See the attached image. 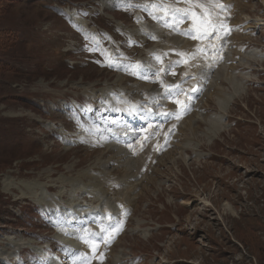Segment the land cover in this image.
<instances>
[{"label": "rangeland", "instance_id": "374dc122", "mask_svg": "<svg viewBox=\"0 0 264 264\" xmlns=\"http://www.w3.org/2000/svg\"><path fill=\"white\" fill-rule=\"evenodd\" d=\"M151 1L130 0L131 5L128 0L0 2V32L9 33V40H0V253L11 252L12 241L26 245L8 263L46 264L38 252L45 241L57 245L54 252L63 250L55 221L61 211L83 204L78 190H86L85 182L91 193L100 173L125 179L139 169V160L121 171L113 160V167L104 169L110 153L90 141L107 127L109 102L137 87L133 81L114 83L131 71L112 68L109 62L114 52L137 44L140 35H131L137 29L136 19L143 18L137 6L151 11ZM244 2V13L264 19V0ZM69 8L87 22L84 27L70 18L71 11L66 13ZM263 24L260 20L241 42L243 53L255 50L260 56L249 57L246 65L245 60L232 57L236 74L250 72L245 88L238 89L230 102L228 98L221 116L218 106L224 102L217 99L232 91L229 81L220 76L219 94L204 101L195 120L179 134L176 147L187 144L186 161L175 147L159 159L144 184L126 183L122 190L134 187L140 193L137 202L132 204L134 192L113 200L116 210H126L128 215L124 232L109 247L102 264H264V76L258 74L264 75ZM68 37L84 48L69 46ZM119 44L124 46L120 49ZM91 85L96 97L84 99V88ZM233 119L242 123L232 126ZM61 125L70 132L60 141L56 130ZM78 131L91 136L76 137ZM66 139L76 143L68 151ZM103 188H96L100 201ZM49 195H58L57 203L51 209L40 205L41 210L38 205ZM248 225L257 227L260 260L252 254ZM81 256L86 262L93 254ZM7 262L0 258V264Z\"/></svg>", "mask_w": 264, "mask_h": 264}, {"label": "bare ground", "instance_id": "6f19581e", "mask_svg": "<svg viewBox=\"0 0 264 264\" xmlns=\"http://www.w3.org/2000/svg\"><path fill=\"white\" fill-rule=\"evenodd\" d=\"M122 0H120L121 2ZM159 1V0H158ZM166 1H169L170 4L166 5V6H163V10H164V15L161 14V13H155V12H151V17L149 20H151L153 23V25H157L158 26V29L156 31H154L151 36L159 41V42H162L165 46V42H167L168 40H171L172 42H183V43H186L187 45H190V44H195V43H198V41L202 40V38L205 37L204 34H201L199 35V38L198 39H191L190 41H188L187 39L185 38H179L178 36H183L185 35V32H186V29H182V30H174V31H170L168 29V26H167V20L170 18V19H179L183 14H185L186 12H189V10L195 6V2L196 0H166ZM171 1H173L174 3H171ZM230 3L233 5V7L235 8L236 11H234V15L235 17L233 18L232 20V28H233V32H237L238 30H241L243 32V35L241 36H238L237 33H233L230 37V40H229V44H230V47H231V42H232V48H233V53H232V56H237L240 55L241 53H238L239 50L243 49V47L240 45L242 39L244 38V36L246 35V33H249L250 30L254 29L253 27H255L256 25H258V23H260V20H264L263 18H261V16H257L255 18H250L249 15V12L246 11V16L247 18H244L243 17V20L245 21H242L240 22V20L238 19V16L241 12L245 11V8L247 5H243V3H245L244 1L245 0H229ZM154 6L156 7L157 9V3L154 1ZM141 12L147 16L146 14V8L145 7H139ZM69 11L67 10V13ZM70 14V17L72 19H75L76 21H78L80 24H85L86 21H84L83 19L79 18V16L74 12V11H71L69 12ZM148 17V16H147ZM220 20H223L225 18V15H221L220 17ZM246 19H249V20H246ZM239 20V21H238ZM249 21H251V23L249 24ZM151 25V24H150ZM185 25V23H184ZM260 25V24H259ZM258 25V26H259ZM264 25V24H263ZM83 26V25H82ZM84 27V26H83ZM182 28V26H181ZM259 28V27H257ZM140 34L142 35H146L145 34V30L143 29H140L138 30ZM255 31V30H254ZM96 33V32H95ZM254 33V32H253ZM252 33V34H253ZM97 35V34H96ZM222 35V33H221ZM221 35H219L221 37ZM251 35V34H250ZM146 41V40H145ZM237 44V45H236ZM239 44V45H238ZM235 46V47H233ZM166 52V47H165V50L163 53ZM246 52V51H245ZM243 53V52H242ZM250 55H254V56H249L248 52H246V54H242V57H240V62H242V60H245L244 61V65L248 64V60H249V57H251V59H255V57L258 58V56H260L259 52L257 51H252L250 53ZM215 59H212L211 60V63L212 65H218L219 63H221L222 61H219V59L217 57H214ZM235 60V58H233ZM237 59V58H236ZM251 59L249 61H251ZM116 60H119V58H116ZM228 61V56H227V59H226V62ZM243 63V62H242ZM227 64V63H226ZM238 64V62H237ZM223 69H218L216 74H214V78L215 80H212L208 86V88L206 89V92L203 94L204 97H207L204 101H206L207 99H209L211 96L213 95H218L219 92H220V88L219 86H216V82L217 80H220L218 77L222 76V79H224V81H229V83L231 84L230 85V89L232 91L231 92H227V97H226V94L224 95L225 98L221 99V98H218V102H224V104H220V106H218L219 110H220V115L222 116L223 114H225L224 110L226 109L227 105H228V98H229V102L230 100H232V97H234L236 95V92L237 90H242L243 88H245V84H246V81H244L245 78H247V73H250V72H244V73H238L236 74V70L234 68V65H233V61H231L230 63H228V68L227 70H229L230 73L226 72L225 75H223ZM236 72H235V71ZM242 72V71H241ZM222 74V75H220ZM228 74L230 76H228ZM211 76V75H210ZM235 77V78H234ZM213 78V79H214ZM147 79V76L144 78V80ZM120 80L122 81V78H119V83H120ZM246 80V79H245ZM232 81V82H231ZM242 81H243V85H242ZM235 84H234V83ZM87 87H85L84 89H86ZM37 89V88H35ZM51 88L49 86H47V89L45 88V91H49ZM214 89V90H213ZM111 90V89H110ZM112 91V90H111ZM213 92V93H212ZM122 93V92H121ZM111 95H108L106 97H109ZM117 97V96H116ZM105 101V100H104ZM107 101V100H106ZM110 103V102H109ZM104 104V102H103ZM157 107L158 108H161L162 105L164 104L163 103V100L161 101H157ZM206 104V102H205ZM205 106V105H203ZM114 107V105H113ZM106 111V110H105ZM144 113V109H143V106H142V103L141 102H138V107L136 109L134 108H131L129 111H126L125 109H122L121 111H119L118 115L122 116V118H125V121L128 122L130 128L132 129H135L136 127H138V125L140 124L141 126H144V123L146 120L142 119V116L141 114ZM196 117V115H195ZM150 119L154 120L153 117H151ZM193 116H190V117H187L184 121H183V126L189 124L191 121H193ZM223 120V119H222ZM211 122V121H210ZM216 123V122H215ZM184 128V127H183ZM63 130L64 129H59V131L61 133H63ZM202 134V133H201ZM112 136H110L111 138ZM143 138V137H142ZM142 138H141V143H142ZM117 140V143H121L123 142V140L121 138H116ZM131 141V140H130ZM70 144V142H67V146ZM111 146V145H110ZM132 147H137L138 144L136 142L132 143L131 145ZM187 147V144L185 142H181L179 145H177V147L175 148V150H177V154H179L182 159L184 161H186V157L185 155L183 154V150H185ZM69 148V146L67 147V149ZM109 151L111 153V159H116L117 161L121 158L122 156V153L119 152V150H116L113 146H111V148H109ZM105 152V151H104ZM185 153V151H184ZM109 154V153H108ZM105 155V154H104ZM111 178H108L107 179V176L105 177H100L99 176H96V179H95V184L94 186H98L99 187H103L105 186V188H103V192L105 193V195H108L111 191H113L112 189L109 188V185H107V182L110 180ZM93 186V187H94ZM30 188V187H29ZM34 190V189H33ZM36 191V190H35ZM135 193V192H134ZM23 194V192H22ZM29 194V193H28ZM91 194H93V198L91 199H86V201L88 202H91L92 204H95V203H98V202H101L99 200V197H98V194H94V190L92 189L91 191ZM29 197V196H28ZM32 197V196H31ZM38 197V196H37ZM34 198V197H33ZM43 200V199H42ZM37 201V200H36ZM41 201V200H40ZM55 201H58L57 198H55L54 196H48L45 200V203H48V204H51L52 202H55ZM43 202V201H41ZM135 203V200L133 199V202L132 204ZM126 215L127 213L126 212H123L121 216H119L117 222L115 224H112V225H103L99 230L96 229V228H92L90 226V229H91V232H90V237H83L81 238V248L84 249L86 246L89 245V243L91 241H95L97 239V236L99 235L100 231L101 230H104L106 229L107 227H112L114 229H122L124 227V222L126 220ZM81 218V215L78 216V218L76 219H79ZM85 220L83 221L84 225H86L89 221L91 223H94L96 222V219L92 218V217H89V216H86L84 217ZM109 232H107L103 237L102 239L104 238V243L103 245H109L111 243V241L116 237V235L118 234V231L115 233V236H110L108 235ZM68 243H71V241L68 240ZM25 244V242H22L20 240H16V241H12L10 243V251L11 253L16 251V250H20L22 248V246ZM87 252V248L80 254L79 256V259L73 263V264H87L89 259L91 258L90 256H92V254L89 253H86ZM10 252H2L0 253V258L2 259V261L4 262H7L9 261L6 256L9 254ZM81 255H87V257H90L88 258V260H86V262H83L82 259H81ZM85 260V259H84Z\"/></svg>", "mask_w": 264, "mask_h": 264}, {"label": "trees", "instance_id": "16d2710c", "mask_svg": "<svg viewBox=\"0 0 264 264\" xmlns=\"http://www.w3.org/2000/svg\"><path fill=\"white\" fill-rule=\"evenodd\" d=\"M1 1H9V2H11L12 0H0V2ZM13 37H15V35H12ZM11 36V40L13 39L14 40V38ZM3 38H7L8 40H9V33H7V32H0V40H2ZM238 123H242L241 121H237V125H238ZM252 217H256V214H254V215H252ZM257 227H250L249 225H248V229H247V233L248 234H250V236H251V241H252V247H253V249H252V254L254 255V257L256 258H258V260H260V250H259V248L257 247V245H256V242H255V239H256V236H255V229H256ZM224 236L226 237V240H227V242H230V240L228 239V237L224 234ZM213 241V240H212ZM214 242V241H213ZM245 242V241H244ZM246 243V242H245ZM256 258V259H257Z\"/></svg>", "mask_w": 264, "mask_h": 264}, {"label": "snow or ice", "instance_id": "6c2138e0", "mask_svg": "<svg viewBox=\"0 0 264 264\" xmlns=\"http://www.w3.org/2000/svg\"><path fill=\"white\" fill-rule=\"evenodd\" d=\"M208 17L209 14L207 13H205L204 16L199 18L195 17V14H193L194 26H197L205 36L210 35L211 32L216 30V26L211 23V20ZM93 249L95 250V245H93Z\"/></svg>", "mask_w": 264, "mask_h": 264}]
</instances>
